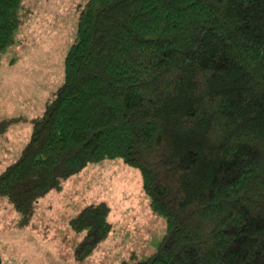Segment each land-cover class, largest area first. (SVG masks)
Listing matches in <instances>:
<instances>
[{
	"label": "trees",
	"instance_id": "trees-1",
	"mask_svg": "<svg viewBox=\"0 0 264 264\" xmlns=\"http://www.w3.org/2000/svg\"><path fill=\"white\" fill-rule=\"evenodd\" d=\"M26 0H0V52ZM0 173L28 225L37 204L90 164L140 168L159 249L121 264H264V0H88L65 79ZM107 202L70 226L87 260L113 230Z\"/></svg>",
	"mask_w": 264,
	"mask_h": 264
},
{
	"label": "rangeland",
	"instance_id": "rangeland-1",
	"mask_svg": "<svg viewBox=\"0 0 264 264\" xmlns=\"http://www.w3.org/2000/svg\"><path fill=\"white\" fill-rule=\"evenodd\" d=\"M88 0H26L16 43L0 52V173L18 160L41 115L65 79L66 57L77 39ZM140 168L123 158L90 164L40 199L31 222L0 198V264H121L155 253L167 221L153 212ZM105 201L113 230L85 261L75 257L81 236L71 220Z\"/></svg>",
	"mask_w": 264,
	"mask_h": 264
}]
</instances>
